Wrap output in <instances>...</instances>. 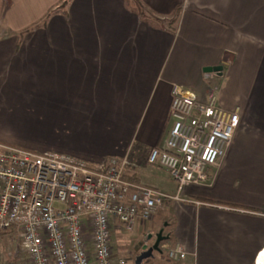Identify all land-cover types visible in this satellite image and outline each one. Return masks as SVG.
Here are the masks:
<instances>
[{
	"label": "crops",
	"instance_id": "crops-1",
	"mask_svg": "<svg viewBox=\"0 0 264 264\" xmlns=\"http://www.w3.org/2000/svg\"><path fill=\"white\" fill-rule=\"evenodd\" d=\"M173 84L238 114L208 181L178 191L146 162ZM0 143L124 159L126 180L177 194L143 223L186 254L164 264H264V0H0Z\"/></svg>",
	"mask_w": 264,
	"mask_h": 264
},
{
	"label": "built area",
	"instance_id": "built-area-1",
	"mask_svg": "<svg viewBox=\"0 0 264 264\" xmlns=\"http://www.w3.org/2000/svg\"><path fill=\"white\" fill-rule=\"evenodd\" d=\"M170 94L167 136L148 149L146 162L165 168L178 191L208 181L206 169L223 154L238 114L220 107L215 94L199 101L176 84ZM125 164L111 159L90 167L68 155L0 143V243L18 240L27 264H124L112 258V222L129 230L164 199L177 198L126 180ZM164 253L168 260L186 255L178 244Z\"/></svg>",
	"mask_w": 264,
	"mask_h": 264
},
{
	"label": "rangeland",
	"instance_id": "rangeland-1",
	"mask_svg": "<svg viewBox=\"0 0 264 264\" xmlns=\"http://www.w3.org/2000/svg\"><path fill=\"white\" fill-rule=\"evenodd\" d=\"M154 219L151 224L149 223V229L144 231L143 223L147 220L141 221L139 224L143 227L133 228L129 230L122 229L118 230L111 229L110 244L113 260H122L124 264H135V256L141 251L144 243L150 246L153 243L155 222ZM164 225V224H162ZM147 226V224H146ZM150 226H153V230ZM153 231L152 233H150ZM145 233V234H144ZM164 255L161 252L153 251L152 255L142 260L141 264H164ZM28 260L24 252L20 250L19 242L16 239L6 240L0 243V264H27Z\"/></svg>",
	"mask_w": 264,
	"mask_h": 264
},
{
	"label": "water",
	"instance_id": "water-1",
	"mask_svg": "<svg viewBox=\"0 0 264 264\" xmlns=\"http://www.w3.org/2000/svg\"><path fill=\"white\" fill-rule=\"evenodd\" d=\"M165 238L158 230L154 235L153 243L150 246L143 245L141 251L135 256L134 263L140 264L141 260L148 258L152 255L153 251L161 252L159 243Z\"/></svg>",
	"mask_w": 264,
	"mask_h": 264
},
{
	"label": "bare ground",
	"instance_id": "bare-ground-1",
	"mask_svg": "<svg viewBox=\"0 0 264 264\" xmlns=\"http://www.w3.org/2000/svg\"><path fill=\"white\" fill-rule=\"evenodd\" d=\"M263 255H264V254H263ZM263 255H262V256H263ZM262 256H261V259H259V262H260V263H261V261L263 260Z\"/></svg>",
	"mask_w": 264,
	"mask_h": 264
},
{
	"label": "trees",
	"instance_id": "trees-1",
	"mask_svg": "<svg viewBox=\"0 0 264 264\" xmlns=\"http://www.w3.org/2000/svg\"><path fill=\"white\" fill-rule=\"evenodd\" d=\"M64 3V1H61V4H63ZM61 4H59V6H61ZM56 7V6H55Z\"/></svg>",
	"mask_w": 264,
	"mask_h": 264
}]
</instances>
